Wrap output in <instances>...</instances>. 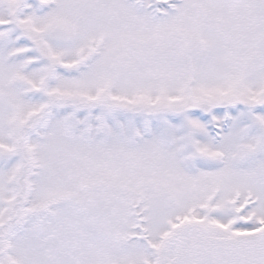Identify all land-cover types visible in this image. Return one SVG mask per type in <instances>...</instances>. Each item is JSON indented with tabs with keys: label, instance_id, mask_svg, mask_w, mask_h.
Masks as SVG:
<instances>
[{
	"label": "snow or ice",
	"instance_id": "snow-or-ice-1",
	"mask_svg": "<svg viewBox=\"0 0 264 264\" xmlns=\"http://www.w3.org/2000/svg\"><path fill=\"white\" fill-rule=\"evenodd\" d=\"M0 264H264V0H0Z\"/></svg>",
	"mask_w": 264,
	"mask_h": 264
}]
</instances>
